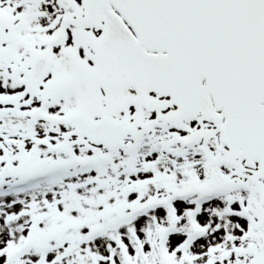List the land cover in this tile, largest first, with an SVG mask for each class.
I'll return each instance as SVG.
<instances>
[{
    "label": "snow or ice",
    "instance_id": "1",
    "mask_svg": "<svg viewBox=\"0 0 264 264\" xmlns=\"http://www.w3.org/2000/svg\"><path fill=\"white\" fill-rule=\"evenodd\" d=\"M0 264H264V0H0Z\"/></svg>",
    "mask_w": 264,
    "mask_h": 264
}]
</instances>
